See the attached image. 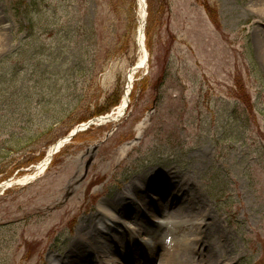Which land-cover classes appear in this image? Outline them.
<instances>
[{"label":"rangeland","instance_id":"obj_1","mask_svg":"<svg viewBox=\"0 0 264 264\" xmlns=\"http://www.w3.org/2000/svg\"><path fill=\"white\" fill-rule=\"evenodd\" d=\"M252 2L147 0L148 64L124 115L79 128L26 182L49 146L121 99L138 55L137 0H0V183L15 181L0 188V264L60 257L96 223L99 201L127 186L132 227L171 217L180 227L169 243L188 236L200 264L203 242L216 264H264V14ZM173 189L186 198L169 206ZM141 234L152 248L154 233ZM90 235L82 255L97 264ZM105 236L112 253L129 252L117 247L127 232ZM76 257L68 263L83 264Z\"/></svg>","mask_w":264,"mask_h":264},{"label":"bare ground","instance_id":"obj_2","mask_svg":"<svg viewBox=\"0 0 264 264\" xmlns=\"http://www.w3.org/2000/svg\"><path fill=\"white\" fill-rule=\"evenodd\" d=\"M252 5H249L251 10L254 13L258 14H264V0H251ZM146 2L147 0H137V34H136V43H137V60L135 63L129 68L127 73V79H126V86L123 90V94L121 96V99L119 103L112 108L110 111L107 112V114H103V116H99L94 121L97 122L98 125H107L108 123H113L118 121L125 113V110L129 104L130 100V94L132 90V83L135 74L138 72L139 69H145L147 67L148 63V51L146 49L145 44V27H146ZM264 31V26H263ZM264 41V39H263ZM258 49L260 52V55L262 56L264 60V44L257 43ZM141 126V124L138 125V128ZM68 134L59 139L56 143L49 146L44 158L35 164L33 166V170L30 174H28L23 180L26 182H31L35 180L37 177L42 175L46 169L48 168L51 159L53 156L59 152L61 148L65 146L69 141H66L63 143V141L67 140ZM63 143V145H62ZM62 146V147H61ZM183 180V184H186V180ZM15 181L9 180L0 183V188L5 189L8 187H11ZM136 187H139L138 185H135ZM166 187L160 194H166ZM133 192L130 186H127L125 188L124 194H115L111 197L109 202L105 201H99L98 203V209L95 212L96 213V223L93 225L83 226L80 225L76 229V235L75 237H72L68 243L67 248L65 249V253L58 256H51L49 258L48 264H69L70 257L75 254L77 255V260L80 263L86 264L87 260L89 259L88 255L83 256L82 254L86 251L84 248V244L91 245V233L94 231H97V236L100 238L99 242L102 244L100 252L96 250L94 247L93 251L94 253V259L96 260L97 264H154V262L158 261V264H200L201 262H198V259L195 257H189V251L192 249L195 250L194 247L191 245V241L188 242V236L183 239V241L176 246H173L169 243V235L173 232V229H177L180 227V224L177 223L176 228V222L171 217L168 218L167 223L164 225H155L153 226V231H150L140 223L136 225V227H132L130 220L128 218L129 214L126 210V207H129L128 204V198L133 199ZM184 194V193H182ZM186 195V194H185ZM168 199V205H173L175 202L179 200V198H186L184 195L181 196V191H175L173 189L169 195ZM187 200V199H185ZM185 205H181L177 211H181V214H178L179 218L181 220H184L182 217L184 216V210L185 212H188L186 208H184ZM143 213V212H141ZM185 217V216H184ZM186 219H190L189 215H186ZM194 223L195 224H201L203 225L205 222L201 220V218L197 219L194 217ZM96 225V226H95ZM205 226L208 225L207 223L204 224ZM119 229L122 231L127 232L130 236H128L126 241L124 243L117 244V247L123 251L125 249H129V252L123 253L120 255V253L115 250L113 253L110 251V246L108 243V239L105 235L108 236L109 233L117 232ZM160 231H163V234H161ZM143 232H151L154 233L153 237H150L151 239V247H146V239L140 240L139 237L142 236L141 233ZM105 234V235H104ZM202 238L195 237L193 240L194 242L200 241ZM133 246L140 245L141 252L137 253L135 251V248ZM205 244V245H204ZM164 245L165 248L162 250V252L157 253V248ZM205 247H204V246ZM203 245H201L204 250L201 251V253L198 254L201 258V261H204V264H216V260L214 257H211L213 255V248L212 246H209L207 242H203ZM207 245V246H206ZM132 247V249L130 247ZM202 248V249H203ZM81 253H72L76 250H79ZM205 255H204V253ZM204 257V258H203ZM159 259V260H158ZM89 264V263H87Z\"/></svg>","mask_w":264,"mask_h":264},{"label":"water","instance_id":"obj_3","mask_svg":"<svg viewBox=\"0 0 264 264\" xmlns=\"http://www.w3.org/2000/svg\"><path fill=\"white\" fill-rule=\"evenodd\" d=\"M95 119H96V118H95ZM75 133H76V130H75V131H72V132L68 135L67 140L63 141V143H65L66 141H69V140L75 135ZM63 143H62V145H63ZM61 147H62V146H61Z\"/></svg>","mask_w":264,"mask_h":264},{"label":"trees","instance_id":"obj_4","mask_svg":"<svg viewBox=\"0 0 264 264\" xmlns=\"http://www.w3.org/2000/svg\"><path fill=\"white\" fill-rule=\"evenodd\" d=\"M117 101H118V99L114 102L113 106H115V105L118 103ZM103 113H104V112L99 113V115H100V114H103Z\"/></svg>","mask_w":264,"mask_h":264}]
</instances>
